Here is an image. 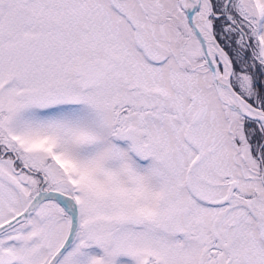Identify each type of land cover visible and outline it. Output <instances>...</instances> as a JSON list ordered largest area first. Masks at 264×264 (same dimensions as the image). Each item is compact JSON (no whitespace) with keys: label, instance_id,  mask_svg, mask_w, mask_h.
<instances>
[{"label":"snow or ice","instance_id":"6c2138e0","mask_svg":"<svg viewBox=\"0 0 264 264\" xmlns=\"http://www.w3.org/2000/svg\"><path fill=\"white\" fill-rule=\"evenodd\" d=\"M0 264H264V0H0Z\"/></svg>","mask_w":264,"mask_h":264}]
</instances>
